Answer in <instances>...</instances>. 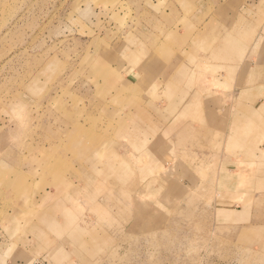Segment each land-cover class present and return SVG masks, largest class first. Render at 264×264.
Listing matches in <instances>:
<instances>
[{
    "label": "rangeland",
    "instance_id": "374dc122",
    "mask_svg": "<svg viewBox=\"0 0 264 264\" xmlns=\"http://www.w3.org/2000/svg\"><path fill=\"white\" fill-rule=\"evenodd\" d=\"M256 42L264 0H0V264H264L234 225L248 194L215 193L203 169L177 190L137 148L113 152L136 96L146 113L160 105L153 60L165 48L202 86L219 65L246 77ZM257 65L251 78L264 80ZM95 150L88 179L113 163L111 178L81 188L79 158Z\"/></svg>",
    "mask_w": 264,
    "mask_h": 264
},
{
    "label": "crops",
    "instance_id": "0c3cea01",
    "mask_svg": "<svg viewBox=\"0 0 264 264\" xmlns=\"http://www.w3.org/2000/svg\"><path fill=\"white\" fill-rule=\"evenodd\" d=\"M170 33L177 34L173 29ZM251 47L250 50L255 49L260 56L258 59L252 57L250 66L244 67L246 77L237 75V69L232 65H219V73L205 79L203 83L206 84L202 86L193 83V65L185 58L178 60L172 47L165 48L173 53L164 60H153L154 82L159 86L156 98H160L161 103L155 105L149 114L145 104L141 107L143 97L136 96L139 106L130 110L121 122V131L127 142L121 141V150L116 149L119 143L113 142V152L126 158L131 148H137L138 156L149 157L156 166L158 173L154 178L172 181L177 190L180 184L176 181L197 178L195 172L203 169L207 179L212 177L217 181L218 191L215 193L225 194L219 189L232 186L233 194H248L245 202H234V225L249 228L246 240L252 252L264 257V80L258 81L257 76L251 78L256 73V65L264 61V44L256 42ZM143 61L146 67L149 60ZM129 78L127 80L132 83ZM206 81L217 82L222 90L208 91ZM99 157L95 150L79 158L76 172L84 174L76 173V176L82 175L85 179L81 188L86 185L90 189L98 188L99 179L111 178L113 163L110 169L107 167L104 176L95 174L92 177L95 181L88 179L92 173H98ZM113 157H116L114 153L111 159ZM237 179H244L238 192ZM221 202L217 200L216 205H221Z\"/></svg>",
    "mask_w": 264,
    "mask_h": 264
},
{
    "label": "bare ground",
    "instance_id": "6f19581e",
    "mask_svg": "<svg viewBox=\"0 0 264 264\" xmlns=\"http://www.w3.org/2000/svg\"><path fill=\"white\" fill-rule=\"evenodd\" d=\"M259 29V28H258ZM231 40H229L228 42H230ZM229 52V51H228ZM239 101V100H238ZM250 152V151H249ZM1 247V246H0Z\"/></svg>",
    "mask_w": 264,
    "mask_h": 264
}]
</instances>
